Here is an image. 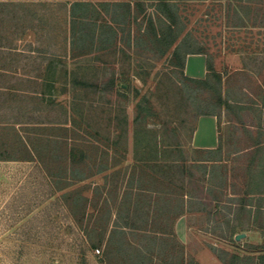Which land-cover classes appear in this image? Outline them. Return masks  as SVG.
<instances>
[{"label": "rangeland", "instance_id": "374dc122", "mask_svg": "<svg viewBox=\"0 0 264 264\" xmlns=\"http://www.w3.org/2000/svg\"><path fill=\"white\" fill-rule=\"evenodd\" d=\"M0 87V264L258 263L264 0H0Z\"/></svg>", "mask_w": 264, "mask_h": 264}, {"label": "crops", "instance_id": "0c3cea01", "mask_svg": "<svg viewBox=\"0 0 264 264\" xmlns=\"http://www.w3.org/2000/svg\"><path fill=\"white\" fill-rule=\"evenodd\" d=\"M184 76L204 80L207 74V60L201 54L188 55L185 58L184 67L182 68ZM216 117L201 116L196 124L192 137V146L198 150H215L218 148Z\"/></svg>", "mask_w": 264, "mask_h": 264}, {"label": "trees", "instance_id": "16d2710c", "mask_svg": "<svg viewBox=\"0 0 264 264\" xmlns=\"http://www.w3.org/2000/svg\"><path fill=\"white\" fill-rule=\"evenodd\" d=\"M15 78L16 77H14V79L13 78L12 79L13 80H19L17 78L15 79ZM204 80H200V82H205ZM0 88H6V87H0ZM1 94L2 93H0V95ZM2 123H4V122H0V124H2ZM56 124H58V126H59L58 128H62V130H64V131L67 132V130H68V127H67L68 126V123H67V118L66 117H64V119L62 120V122H57ZM2 127H4V126H2ZM2 127H1L0 130L4 129ZM17 139H18V143H20V145H21V148H23L24 151H28L27 156L24 155V157H22L23 158L22 160H29L30 159V156L33 157V155H34V154L33 155H30L31 152L33 153L32 144L29 143V139H27V138L26 139L25 138L19 139L17 137ZM64 142H67V140L66 141L64 140ZM65 145H66L65 146V148H66L67 147V144L65 143ZM217 150H219V148L215 149L214 151L216 152ZM67 152H68V150H67ZM34 157H35V155H34ZM29 161H32V159L29 160ZM97 230H100V229H98L97 227L93 226L91 231H87L86 232V235L88 236L90 242H91V234L92 233H96ZM170 235L173 236V232L172 231H170V233H168L167 236H170ZM109 242L110 241H107L106 244H105V252H104L105 255H107L109 253V250H111V246H110V243ZM241 259H242V256H240L239 254H233V255L230 256L229 263H227V264H237V262L241 261ZM181 260H182L181 261V264H183V259H181ZM262 260H264V253L259 254L257 256V261H258L257 264H261V261ZM187 264H190V263H187Z\"/></svg>", "mask_w": 264, "mask_h": 264}, {"label": "water", "instance_id": "95a60500", "mask_svg": "<svg viewBox=\"0 0 264 264\" xmlns=\"http://www.w3.org/2000/svg\"><path fill=\"white\" fill-rule=\"evenodd\" d=\"M244 236V234H240L236 237L237 240L241 239Z\"/></svg>", "mask_w": 264, "mask_h": 264}]
</instances>
